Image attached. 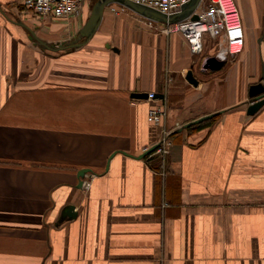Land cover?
Returning a JSON list of instances; mask_svg holds the SVG:
<instances>
[{
  "label": "crops",
  "instance_id": "1",
  "mask_svg": "<svg viewBox=\"0 0 264 264\" xmlns=\"http://www.w3.org/2000/svg\"><path fill=\"white\" fill-rule=\"evenodd\" d=\"M234 1L245 47L218 72L202 63L222 39L193 55L111 4L67 53L75 68L53 75L23 67L33 16L0 0V264H264V106L247 113L264 84V0ZM91 9L63 19L54 44L74 42ZM163 134L168 153L141 158Z\"/></svg>",
  "mask_w": 264,
  "mask_h": 264
},
{
  "label": "built area",
  "instance_id": "2",
  "mask_svg": "<svg viewBox=\"0 0 264 264\" xmlns=\"http://www.w3.org/2000/svg\"><path fill=\"white\" fill-rule=\"evenodd\" d=\"M90 0H23V6L30 11L33 18L41 20L68 19L83 17L86 5ZM132 2L157 10L165 15L181 12L182 7L190 0H131ZM129 8L119 4L117 13L126 12ZM196 16L197 19H193ZM145 18V17H144ZM152 24H160L161 32L171 35L180 34L189 45L193 55H201L206 35L220 38L224 42L216 54L218 61L225 60L228 55H237L245 47V32L237 4L234 0H201L198 8L187 18L173 24L155 22L145 18ZM155 92L148 93V100H156ZM149 120L156 126L163 123V111L154 107L149 111ZM172 141L161 135L153 146L155 153L167 154Z\"/></svg>",
  "mask_w": 264,
  "mask_h": 264
},
{
  "label": "water",
  "instance_id": "3",
  "mask_svg": "<svg viewBox=\"0 0 264 264\" xmlns=\"http://www.w3.org/2000/svg\"><path fill=\"white\" fill-rule=\"evenodd\" d=\"M200 2L201 0H190L188 4L182 7L181 12L168 16L152 8L136 4L132 2L131 0H97L92 5L90 16L85 22V24L83 25V27L79 30V33L76 36L74 42H71V43L62 42V43L54 44V43H51L39 37L37 33L35 32V30H29L30 31L29 38L32 41H34L36 44L41 46L43 49H46L49 52H53V53L71 52V51L78 49L79 47L85 46L95 36L102 22L105 8L111 4H120V5L126 6L127 8L141 15L142 17L151 19L155 22L173 24V23H177L189 17L198 8ZM193 19H197V17L193 16ZM107 47H110L109 44L107 45ZM222 67H223V63L218 61L215 57H206L202 63V70L205 72L206 71H218ZM187 80L194 86L198 85V80L193 76L192 71L188 73ZM134 95L138 98L148 99L147 93L134 94ZM249 96L252 100V103L248 107L247 113L249 115H254L264 106V84L258 83V84L252 85L249 89ZM215 116H217V114H212V115L203 117L199 120H196L194 122L187 124L186 127H189L190 125H193V124H199ZM154 150H155V147H151L147 152H145V154L141 156V158L150 154ZM88 171L89 170L87 169L80 170L78 173V176L81 177ZM83 185L84 183L80 181L78 187L82 188ZM73 209H74V206H70L67 212L71 214ZM71 216L74 217L75 214H71Z\"/></svg>",
  "mask_w": 264,
  "mask_h": 264
},
{
  "label": "rangeland",
  "instance_id": "4",
  "mask_svg": "<svg viewBox=\"0 0 264 264\" xmlns=\"http://www.w3.org/2000/svg\"><path fill=\"white\" fill-rule=\"evenodd\" d=\"M96 1L97 0H91L90 1L89 8L84 11V21L89 14L90 7ZM48 21L49 22H48V24H46L47 25L46 26V25H43V24H45L44 20H41L38 18H33V29L35 30L36 27H34V26L37 25V27L39 28V30L37 31V35L39 37H42L44 40L55 43L54 41H56V39L60 37L59 36L60 31L58 32L56 27H58L59 24H61L63 22H62V20H59V19H49ZM46 28H48L49 30ZM207 36L208 35H206L205 38ZM205 38H204V41H205ZM24 39H25V37H24ZM90 44L88 45V47L94 48L92 41L90 42ZM204 44H205V42H204ZM91 50L89 52H91ZM67 53L68 52H58V53L49 52L46 49H43L38 44H36L30 38H28L27 46H25V45L22 46V58H21L22 63H23L22 65L25 68H41L42 72H44V73H50L51 71H53L52 72L53 75H57L59 73H62L63 70L71 71L72 68H75L72 66H76V62H74V60L70 59V57H66ZM73 54L75 55V54H77V52L74 51ZM54 78H55V80L56 79L58 80V78H60V77H54Z\"/></svg>",
  "mask_w": 264,
  "mask_h": 264
},
{
  "label": "flooded vegetation",
  "instance_id": "5",
  "mask_svg": "<svg viewBox=\"0 0 264 264\" xmlns=\"http://www.w3.org/2000/svg\"><path fill=\"white\" fill-rule=\"evenodd\" d=\"M91 1V0H90ZM90 1L87 3V5H86V7H88L89 8V6H90ZM86 10V9H85ZM43 39V38H42Z\"/></svg>",
  "mask_w": 264,
  "mask_h": 264
},
{
  "label": "trees",
  "instance_id": "6",
  "mask_svg": "<svg viewBox=\"0 0 264 264\" xmlns=\"http://www.w3.org/2000/svg\"><path fill=\"white\" fill-rule=\"evenodd\" d=\"M195 128H196V126H195Z\"/></svg>",
  "mask_w": 264,
  "mask_h": 264
}]
</instances>
